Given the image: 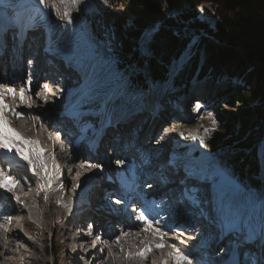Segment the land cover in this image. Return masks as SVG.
Instances as JSON below:
<instances>
[{
  "label": "trees",
  "instance_id": "16d2710c",
  "mask_svg": "<svg viewBox=\"0 0 264 264\" xmlns=\"http://www.w3.org/2000/svg\"><path fill=\"white\" fill-rule=\"evenodd\" d=\"M137 1L141 8L128 5L133 20L123 27L111 23L118 13L103 10L102 0H82L79 10H71L70 24L82 32L77 45L91 46L93 61L106 56L122 68L132 65L130 88L141 92L150 81L170 79L171 66L196 36L194 59L174 79V94L184 93L196 68L209 82L228 85L215 96L223 100L226 95L229 107H243L238 119L233 117L239 127L220 143L200 134L203 149L213 153L219 144H236L237 156L223 159L222 171L250 193H262L257 157L264 143V0ZM207 7V17L198 18Z\"/></svg>",
  "mask_w": 264,
  "mask_h": 264
},
{
  "label": "rangeland",
  "instance_id": "374dc122",
  "mask_svg": "<svg viewBox=\"0 0 264 264\" xmlns=\"http://www.w3.org/2000/svg\"><path fill=\"white\" fill-rule=\"evenodd\" d=\"M30 1V0H28ZM35 1V0H34ZM31 3V1H30ZM49 3H55V0H49ZM32 5L35 4L31 3ZM128 5H134L135 7L141 8L142 3H140L137 0H109V3L107 5L104 4L103 10L108 11L113 9L114 12L116 11L118 14L115 16V18H112L110 21L111 23H118L119 25L123 26V27H127L129 24H131L133 17L130 14V10H128ZM40 6V5H39ZM0 7L4 8L5 11V15L8 11H12V7H14L13 5V0H4V4ZM43 5H41V9H42ZM57 7H59V5L57 4ZM87 7H91L88 6ZM96 7L98 9L101 8V6L99 4H96ZM75 8H72L71 10H74ZM43 12L45 14H47V23L48 25H50L51 23H53V29L52 30H47L46 33H51L52 35V39H53V44L54 45H59V46H64L65 44L69 43V45L71 47H77V37H80L82 34L81 31H79V29L77 27H75L74 25L66 22L65 20H60L56 15H55V10L54 9H45L43 7ZM208 11L209 7L206 8V10H202L201 11V15L198 16V18L203 19L204 17H207L208 15ZM15 15V12H13V16ZM45 19V15L41 18L39 16L36 17V21ZM12 32H10L11 34ZM40 33V32H39ZM5 39H7V37H5ZM196 36L195 38H193V42L196 40ZM69 41V42H68ZM197 41V40H196ZM191 42V41H190ZM189 42V43H190ZM185 44V50L183 52V54L181 55L179 61L175 64H173L170 68V74H171V80L172 77L176 76L177 71L178 70H183V68H185L191 61H193L194 59V51H195V47L194 44L189 47L190 44ZM5 48V46H4ZM89 48H91V46H89ZM7 51V50H6ZM84 51L88 52V48L84 49ZM99 51L102 52V50L99 49ZM8 53V52H7ZM11 53V52H10ZM0 56H3L2 54H0ZM129 58H131L132 56H128ZM109 63V62H108ZM117 61L115 60L114 63H110L109 65H106L104 70L101 73L105 74L106 71V67H109V69L111 71H115ZM104 65V64H103ZM133 66H126L124 69L118 70V72L115 71V74L118 76L123 75L124 80L125 79H129L130 72H131V68ZM122 70L125 72L123 73ZM104 76V75H103ZM120 76V78H122ZM97 79H99V74L96 76ZM117 78V79H118ZM93 81H97L96 78L92 79ZM123 79H118V81H121ZM124 80L120 82V84L124 83ZM45 81V80H44ZM91 82L89 85L92 87V85L94 84V82ZM171 82V81H170ZM43 86L44 84H46V82L42 83ZM238 84H240V87H243V83H240V81H238ZM88 85V84H87ZM128 84L122 85L121 86V90L119 91V95L116 97V104L115 102H113L114 104H112L113 108L111 107V110H106L107 114H112L111 116L114 117L116 111H125V115L127 116V113H131L132 110L135 111V109L132 108H136L138 106L144 105L142 102H145L148 105H151V103L154 102V99H157L158 97L162 96L163 100H165L166 102V112L167 110L171 113L172 111V106L175 103L176 104V110H175V106H173V112L178 113L176 115V117H174V119H176L175 123H172L170 125V129L169 127H165L164 124L165 122H163L164 124H160L159 125V131L156 134V138L159 137V139L157 140H153L152 138V143L149 140V137H152V135H148L147 136L144 134L142 136L143 138V144L146 143V141H148V145H152L157 147L158 149L161 148L162 152H161V157H165L166 156H173L176 153L180 154V155H187L188 153H193V152H199V154L202 156L200 158V160L195 161V163H193V165H195L196 163L198 164V162L202 161L203 163H207L208 161H213L214 160V170L220 169L222 170L221 167V161L223 159H227L228 156H230L231 158L236 157V152L237 150V145L236 144H232V145H226V146H222L221 144L217 145L220 148L216 151L211 153L210 156H207L206 154L204 155V152H201V150L203 151V145L205 143V138L204 136L200 135V134H204L206 135L207 138L212 139V142L214 141V143H220L223 142L222 138L224 137V139L229 136V134L234 133L235 130L238 129V124L237 122L234 120L233 117L237 118L239 117V114L241 112V109H243V107L237 103V105H235L234 108L227 106L226 104H224V102L229 101V98H227V96L225 95L223 100H220L218 97H216V93L224 91V88H227L228 85L225 84H213L211 83V81L209 82L208 79H206L204 76H202V73H200V71L198 70V68H196V70L194 71V74L191 76L190 81L187 84V88H188V95L187 97L184 95V97H180L178 100H176V102L173 99L174 98V93L173 91H171L172 87H169L170 84L167 82L165 85H162L160 82H153L150 81L147 83L146 89L145 91H141V92H135L134 89L130 88V83L128 86H126ZM120 86V85H119ZM118 86V87H119ZM40 88V86H39ZM185 89V88H184ZM83 91H89L88 87L86 86ZM115 93V90L111 93L112 95ZM210 94L212 95L211 98V102H205L200 104V108L199 110H197V107L194 106V103H198V102H202V100H207L206 98H208V96H210ZM101 94H98L97 96H100ZM214 97V98H213ZM110 98H112L110 96ZM145 98H148L147 100H145ZM113 99V98H112ZM111 99V100H112ZM138 99V100H136ZM145 100V101H144ZM98 99H95V95H92V97H87L85 100H82V103L91 107L93 106V104L95 105H100L98 102ZM31 100L28 101V103H30ZM27 104V103H26ZM7 105H9V107H13L16 108V110L18 111V107L19 104H15L14 99L10 100L7 102ZM21 106V105H20ZM23 106H25L23 104ZM110 106V102L109 105ZM169 106H171V108L169 109ZM27 107V106H26ZM68 107H71L74 110H77L76 107H73V104H69ZM127 108H130L132 110H126ZM222 109V110H221ZM137 110V109H136ZM182 110V111H180ZM24 111V110H23ZM114 112V114H113ZM139 112V111H138ZM133 113V111H132ZM209 113L212 114V116H209ZM9 114V112L7 113V115ZM135 114V113H133ZM172 114V113H171ZM9 117V116H8ZM7 117V118H8ZM139 118V116H137L136 118L133 119V121L135 122L137 119ZM144 116H140V119L143 120ZM12 119V117H10V120ZM13 120V119H12ZM15 120V118H14ZM13 122H11V125H16ZM164 120V119H163ZM150 121V120H148ZM104 122V121H103ZM215 122V123H214ZM21 125L25 126V120L20 119L19 122ZM167 123L169 124V122L167 121ZM134 124V123H133ZM133 124L130 126L131 128L133 127ZM150 122H147V126H149ZM87 125L95 127L94 124H91V122H89ZM162 125V126H161ZM109 126V125H107ZM136 126V125H135ZM142 126V123H141ZM164 126V127H163ZM97 127V126H96ZM163 127V128H162ZM17 128V127H16ZM20 128L18 126V132L22 133V136L25 138L26 137V133L25 130L23 132L20 131ZM162 128V129H161ZM91 127H88V131L91 132ZM143 131V130H142ZM115 132H112L111 135L115 136ZM212 134H216L217 136L214 137V135ZM87 139H89L87 142H91L94 138L93 132H92V137H91V133L88 134L87 133ZM142 135V134H141ZM160 135V136H158ZM212 135V136H210ZM91 139H90V138ZM186 137L189 138L190 140H186ZM30 140H35L34 136H30V137H26ZM33 138V139H32ZM154 136V139H156ZM146 140V141H145ZM55 139L53 138L52 140V144L54 143ZM41 144L43 143L42 141H39ZM221 145V146H220ZM164 146V147H163ZM143 149V155L144 157H148L146 163H148L150 161V164H152L153 166V162H155L156 160V156L153 154H150L148 152H150L151 150H147L145 151ZM64 152V151H63ZM201 152V153H200ZM264 143L261 145V147L258 148V162L260 164V172L261 174L259 175V179L261 182L264 183ZM31 154V153H30ZM33 155V159L35 160V155ZM55 155V160L58 159V157L56 155L58 154H54ZM52 154L45 156L44 155V160L45 162L48 164H51L50 161H52ZM61 156V155H60ZM64 158V156H63ZM62 159V158H61ZM159 160V159H158ZM18 161V160H17ZM24 163L27 164L26 161H24ZM144 164V163H143ZM27 166V165H26ZM157 167V166H156ZM208 167V166H207ZM150 169V168H149ZM50 170V169H49ZM89 170H86L84 168H80L79 172L76 173V176L78 175H95L96 173H90L88 172ZM36 172L40 177H44V175L40 174V171H38V169L36 168ZM51 172V170H50ZM214 173V171H212ZM211 171H209L208 175L212 174ZM146 175H148V173H146ZM54 177V174L51 175V186H48V180H44L43 183H41V181L38 182L39 188L37 189V191H35L36 193H39L40 196H38V198H32V192L33 189H26L25 194L22 193L23 189H20V193H22V196H28V197H24L23 202H19V206L24 209L22 210V214L23 217L26 219H31L35 222V224L32 223V225H30L29 229L32 233V236L27 237L29 240V243L26 241H23V238H19V236H23L22 233L18 232V235L14 234V232H12L8 238L5 240L4 236L5 235H1V241H3V244H9V242L16 246V249L13 248V246H5L4 245L2 247H0V264H74V262H72V251L67 248L68 246L71 245V243H66L67 238L69 237L67 236H63L64 235V231L62 229H60L61 227L59 225H66V227H70V225L72 224L71 222L73 220H71L69 223L66 222V217L69 216L73 210V208H76L79 206L78 202H80L82 199L84 200V202H87L88 200H86V196H85V192H87L90 187L88 185L89 182H86V179L83 178L82 183L85 184H75L76 187L74 190L70 191V193H66V196H64L65 191L63 190L62 193H58V192H53L52 190L54 189V185H56L55 183H57V178ZM79 181V180H78ZM227 191L225 193L223 186H224V182L220 184V188L218 189V194L219 192L222 190L223 194H221L222 196L225 195L223 203H225L228 206V202L233 201L234 203H237L239 206L241 205L240 203H242V201L244 200V198L246 196H244V194L246 195H250L252 193H250L248 190L240 188L239 187L242 185L240 184L236 179H227ZM83 185V186H82ZM43 186V187H42ZM44 187H46L48 190H44V193L40 190L43 189ZM232 188V190H231ZM263 188H264V184H263ZM226 190V189H225ZM240 190V191H239ZM91 194V193H90ZM45 195H47L48 199L47 201L45 200ZM219 195V196H221ZM255 195V194H254ZM253 195V196H254ZM35 196V195H34ZM87 196L89 199L95 200L93 197V195H89L87 193ZM253 196H249V197H253ZM261 196V194L259 195ZM30 197V198H29ZM26 200V201H25ZM249 201H252V198H249ZM220 204V206L222 207V209L225 211L228 207L226 206L224 208V204ZM257 203L256 205V210L255 212L258 213L260 210H262V212L264 213V189L262 191V196L261 198H258L257 201L255 202ZM249 204V203H248ZM81 205V204H80ZM230 206H232L230 204ZM68 213V215H67ZM225 214V213H224ZM231 214L236 215V210L235 208H229L227 209V213L226 216L231 217ZM84 216V214L80 215V212L77 215V219H80ZM69 224V225H68ZM15 226V225H14ZM14 226H12V228H14ZM1 228V226H0ZM165 231H167L166 229H164ZM176 231H180V230H176ZM137 233H139V235H137ZM180 233H182L181 235H186L184 232L180 231ZM172 234V235H171ZM13 235V237H12ZM143 236L144 233H140V231L135 232V234H133L132 239L134 240V238H138V236ZM149 235V234H148ZM147 236H143L142 239L141 237L139 238V240H150L152 239L149 238ZM178 233H171L169 234L168 238H171L173 240L177 239V237L181 238ZM230 238H233V235H230ZM5 241H4V240ZM173 240H169V243H175V241ZM172 241V242H171ZM20 247V248H19ZM141 247H144V244L141 245ZM140 247V248H141ZM166 248L168 250H170L167 246ZM70 250L71 256H69V259L64 260L63 257L66 253L67 250ZM139 249V246H137L136 250L134 252H137ZM154 249L153 248L148 255H151L153 253V255H155V259L157 261L160 260V256H162V253L160 254H155L154 253ZM163 249H157L159 250H164ZM19 250H23L24 253H21ZM166 250V249H165ZM166 250V253H168L169 251ZM168 251V252H167ZM171 251V250H170ZM134 257L137 258V260H139V257H137L135 255V253L133 254ZM160 257V258H159ZM118 260H117V259ZM159 259V260H158ZM78 260V259H77ZM114 260H116L117 264H133V262L129 261L127 259V257L124 256V252H117L115 251L114 253ZM79 261V260H78ZM119 262V263H118ZM116 263H109V264H116Z\"/></svg>",
  "mask_w": 264,
  "mask_h": 264
},
{
  "label": "snow or ice",
  "instance_id": "6c2138e0",
  "mask_svg": "<svg viewBox=\"0 0 264 264\" xmlns=\"http://www.w3.org/2000/svg\"><path fill=\"white\" fill-rule=\"evenodd\" d=\"M81 2L82 0H55V3H49V0H35V4L31 8V12L33 14L25 19L24 12L22 10H25L26 0H13L14 7H12V11H8L6 15L4 8L0 7V23L6 24V27L4 29L5 31L9 29H18L20 35H25L28 28L34 25L36 17L39 16L42 18L45 15L39 5H43L45 9H54L55 15L60 20H65L68 23H71V9L76 8L77 10H79ZM102 2L103 4L107 5L109 3V0H102ZM3 4L4 0H0V6H2ZM57 4L59 5V7H57ZM13 12H15L14 16ZM44 87L47 88L48 86L45 85ZM29 90L30 89L25 86H21L19 88L18 95L21 103L25 101V92ZM8 94H11L13 97L17 95V93L12 88H9L6 84L0 83V149L6 150V152L8 153H11L13 152V150H15V154L18 155L20 159L27 162V166L30 167L31 171L34 174H37L36 168L38 165L49 177H51L53 172L57 174L60 173L61 169L56 163L54 154L52 155L53 167L52 171L50 172L49 167L43 158V149L38 147L39 142L36 140L24 138L15 128L10 126V122L6 119L5 113L11 112L14 117L18 118L22 115V112L17 111L16 108L9 107V105L5 103V97ZM36 95L40 96L41 94L36 93ZM41 98L44 99V97ZM27 99L31 100V96L27 97ZM196 107L197 110H199L200 105L197 104ZM209 116H212V114L209 113ZM36 119H38V117H33V120ZM32 154L35 155V160L33 159ZM116 163L118 165H121L123 164V161L117 160ZM89 167L99 168L100 165H89ZM18 185V180H14L11 176L5 174L3 171H0V189L12 192ZM48 186H51L50 178L48 180ZM63 187L64 185L62 183L61 188ZM149 187H151V185H149ZM16 199L17 201L20 200L18 196L16 197ZM47 199L48 197L47 195H45V200L47 201ZM116 203H120V201L117 200ZM8 219L11 220V217H9ZM137 219L143 222L142 231L144 233L151 234L152 237V239L150 240L142 241L144 247L141 248L137 253H135L137 257H139L142 261L147 260L148 253L152 250L153 247L156 249H163L167 246L169 249H171V251H169L166 256L162 255L159 261L153 259L151 261V264H169V261H171L172 264H193V258L190 253L185 254V251H182L179 247H177L175 243L168 242L167 238L169 236V231H172L171 228H169L168 231L163 230L161 228L160 220L155 218L149 219V217L146 216L143 211H141ZM4 231L7 232L8 229L5 228ZM222 231L237 234L243 233L240 225L236 223L222 225ZM127 235L128 233H122V236ZM137 235H139V233H137ZM258 239L264 242V217H262L261 219L260 229L258 232L255 230H250L246 233H243L242 241H235L236 247L233 248L230 264H248V257L246 255H243L239 251L240 244L255 243V241ZM120 240L121 236H117L114 242L118 246H120V251L123 252L124 248L122 245H120ZM105 244L107 245V241H105ZM262 247H264V243H262ZM109 251H111L110 246ZM132 256L133 254L131 252L127 253L128 259H131ZM242 256L243 258H241ZM196 264H200V261L197 260ZM253 264H256V262L253 261Z\"/></svg>",
  "mask_w": 264,
  "mask_h": 264
},
{
  "label": "bare ground",
  "instance_id": "6f19581e",
  "mask_svg": "<svg viewBox=\"0 0 264 264\" xmlns=\"http://www.w3.org/2000/svg\"><path fill=\"white\" fill-rule=\"evenodd\" d=\"M31 1V3H34L35 1L34 0H30ZM30 1H28V0H26V3H25V10H22L23 12H24V18L26 19L28 16H30V15H32L33 13L31 12V8L34 6V5H32L31 3H30ZM28 30H29V28H28ZM39 33V32H38ZM37 37H40V35H37ZM36 37V38H37ZM41 38H43V36L41 35ZM36 40H38V39H36ZM44 47V45L42 46V48ZM45 59H41L40 58V61H44ZM99 69V68H98ZM28 70H31L29 67H25V72H27ZM64 71L61 69V71H59V75L60 74H62ZM121 76V75H120ZM120 76H119V78L118 79H120ZM122 77V76H121ZM93 79V78H92ZM90 80L89 82H88V85H87V87H88V90L89 91H91V89L94 87V85L96 84V82L95 81H93V80ZM52 80H55L54 78H52ZM51 80V81H52ZM16 81H19V80H16ZM46 81V80H45ZM45 81H44V83H45ZM94 82V84L92 85V87L89 85L91 82ZM125 84H127L125 81H124V83H123V85H125ZM83 90V89H82ZM121 90V89H120ZM119 90V91H120ZM89 91H86V92H89ZM44 92H45V90H44ZM54 92V91H53ZM61 93H63V94H65L66 92L63 90V91H60ZM85 92V91H84ZM17 93V102L15 103L16 105L17 104H19V106H16V107H20V105H23V103L24 104H26V102H23V103H21V101H20V99H19V95H18V93L19 92H16ZM60 93V94H61ZM81 93V92H80ZM115 94V93H114ZM112 95L111 94V97L114 99V97H115V95ZM25 95H26V93H25ZM118 95H119V93H118ZM117 95V96H118ZM163 97L162 96H160V97H158L157 99H154V102L153 103H151V105H148L147 103H146V101L145 100H147L148 98H145V102H142L143 104H144V107H145V110L143 111V116H144V118H143V120H142V126H141V128H142V130L143 131H141V134H140V136L142 137L144 134L145 135H147V133L149 134V133H151V135H152V137H153V140H157V139H159V137H157L156 138V134L158 133V131H159V125L162 123V120H163V115H162V112L164 113V109H165V107H166V102H165V100H163L162 99ZM136 100H138V99H136ZM8 101H10L9 100V96L8 95H6V97H5V103L7 104V102ZM114 104V103H113ZM155 107H160L159 108V110H158V112L156 113V114H158V116L159 117H157V118H155L154 120H152V116H148V111L150 110V109H153V108H155ZM24 110V109H23ZM138 111H133V113H137ZM7 113L8 112H6L5 113V115H7ZM133 113L131 112V113H127V114H129V115H132L133 116ZM113 114H114V112H113ZM178 113H174V116H176ZM112 118H113V116H112ZM136 118V117H135ZM6 119H8L7 117H6ZM148 120H150V121H148ZM9 121V120H8ZM10 122V121H9ZM147 122H150V124H149V126H147ZM86 123V122H85ZM83 125H84V123H83ZM10 126L11 127H13V128H15L17 131H18V125L16 124L15 126L14 125H11V122H10ZM17 127V128H16ZM20 127V126H19ZM24 128H20V131L21 132H23L24 130H25V126H23ZM170 127V126H169ZM86 133H88V134H90V132L88 131V127L87 128H84L83 129ZM122 132H123V130H122ZM20 133V132H19ZM25 135H26V137H30V136H34V138H35V140L36 141H42L43 140V143L41 144L40 142H39V144H38V147L39 148H41V149H43V152H44V155L45 154H47V153H49V150L50 149H52V150H50V151H53L54 152V154L56 153V154H58V155H56L57 157L59 156V155H61V154H63L64 152H61V150H60V148L58 147V146H56V145H54V143L52 144V140H53V135L51 134V133H47L46 131H44V130H41V131H39V132H34V131H31V130H25ZM21 135H22V133H20ZM88 135H86V137H87ZM154 136H155V138L156 139H154ZM158 136H160V135H158ZM85 137V139H87ZM90 138V137H89ZM143 141V140H142ZM142 144H143V142H142ZM164 147V146H163ZM126 149L128 150V151H131V148H130V145H128L127 147H126ZM145 151H147V150H151L150 152H148L149 153V155L150 154H153V155H155L156 156V160H155V162H153V164L155 165V166H157L155 169H156V171L158 172L159 170H161L160 171V173H164V174H166V175H171L172 176V178H174V176H173V173L172 172H174V168H170V166L168 165V164H165V162H162L161 161V159L162 158H160L161 157V152H162V150H161V148L160 149H158L157 147H155V146H150V147H144L143 148ZM143 149H141V151H139L138 152V161H140V163H141V165L143 166V170H142V173H143V176L144 177H147V175H146V173H148V171H150L153 167H152V164H150V161L148 162V163H146V161H147V159H148V157H144V155H143ZM1 153L2 154H0V168L1 167H3V168H6V166H9L10 168H12V169H16V170H19V171H21V165L18 163V161H17V159H11L13 156L15 157L16 155H15V152H11V153H8V152H6V150H2L1 149ZM14 151V150H13ZM144 151V152H145ZM50 155V154H49ZM53 155V154H52ZM52 157V156H51ZM61 158H62V160H63V156H61ZM66 157H64V159H65ZM165 158V157H164ZM5 159V160H4ZM52 159V158H51ZM56 159V158H55ZM58 159L60 160V157H58ZM57 159V160H58ZM159 159V160H158ZM66 160V159H65ZM65 160H63L64 162H66ZM6 161V162H5ZM78 161V160H77ZM161 161V164L159 163ZM50 163L52 164L53 163V161H50ZM144 163V164H143ZM163 163V164H162ZM203 162L201 161L200 162V164H202ZM15 165H18L19 167H15ZM61 167V166H60ZM22 168H24V167H22ZM150 168V169H149ZM206 169H207V166H206ZM24 170H26V168L24 169ZM28 170H29V168H28ZM30 171V170H29ZM200 171H202V172H204V165H203V167L200 169ZM24 172H26V171H24ZM90 172H92V171H90ZM94 172V171H93ZM92 172V173H93ZM31 173V172H30ZM76 172L74 171L72 174H75ZM158 174H159V172H158ZM26 176V175H25ZM55 177V176H54ZM83 178H85L86 179V175H77V176H75L74 177V179H72V181L70 182L71 184H72V189H75V187L74 186H76L75 184H78V183H80V184H83L82 183V181L81 180H83ZM56 179V178H55ZM79 180V181H78ZM57 182H58V179H57ZM86 182V181H85ZM221 183H223V182H221ZM220 183V184H221ZM31 185V184H30ZM220 188V186H218V189ZM31 189H33V185H31V188H30V190ZM217 189V194H218V190ZM26 189H23V191H22V193L23 194H25V191ZM8 192V191H7ZM12 192H14V194H17V196L18 195H20L21 197V199L24 197V195L22 196V193H20V189H18V186H17V189H15V191H12ZM9 193V192H8ZM221 194H223V191L221 190L220 192H219V194L218 195H221ZM40 196V195H39ZM25 197H28V196H25ZM25 197H24V199H25ZM15 200V203H13V202H11V204H14V207L17 205V199L16 198H14ZM26 201V200H25ZM230 206V205H229ZM17 208V207H16ZM77 208V207H76ZM79 208V207H78ZM13 210L11 209V211L10 212H12ZM18 212V211H17ZM218 212H222V208H220L219 207V209H218ZM8 213V212H7ZM7 216H11V217H14V216H16L17 217V221H18V224L17 225H19V223H21L20 221H22V219H23V214L21 213V212H18V213H14L13 212V214L12 213H9V214H7ZM94 216V218H96L97 217V215H93ZM73 219H75V217H71L69 220H66V222L67 223H69L70 222V220H73ZM179 220H181V221H179ZM177 221H179L180 223H181V226H188V224H189V220L188 219H186V218H182L180 215H178V216H176V219H174V222H177ZM0 226H1V228H0V238H1V235H3V232H4V229L6 228H9V226L7 225V224H5L4 222H0ZM61 228L60 229H62L65 233H64V235L63 236H67L68 235V233H69V229H68V227H66V225H59ZM182 227V228H183ZM199 226H197V227H195L194 225H191L190 226V235L191 236H194V234L195 233H197V232H199ZM18 227H16V225L14 226V228H9V230H10V233L9 234H4L5 236H4V239L6 240L7 239V241H8V238L9 237H11V236H9L12 232H14L13 233V235L16 233L17 235H18ZM26 231V230H25ZM76 232H78V231H76ZM80 232V231H79ZM26 233L28 234V232L26 231ZM81 233V232H80ZM15 234V235H16ZM23 234V233H22ZM25 235V234H23V236H19V238L21 237V238H23V241H26V242H28L29 243V240H28V238L27 237H29L28 235H30V234H28V235ZM13 235H12V237H13ZM148 234H146V236H147ZM172 235V234H171ZM144 236V235H143ZM143 236H138V238H136V239H134V240H132V239H129V238H122L121 237V240H120V245H122L123 246V248H124V256L125 257H127V253H129V252H131L132 254H134V253H137L141 248H143V247H141V245H143V243H142V241H144V239L143 240H139V238L141 237V239H142V237ZM148 237L149 238H151V236L150 235H148ZM84 238H87V235L85 234V237ZM3 239V240H4ZM167 239H170V238H167ZM4 240V241H5ZM192 241V240H191ZM172 242V241H171ZM66 243H70V240H67L66 241ZM85 244V243H84ZM4 245V247L5 246H7V247H11V246H13V248H15L16 249V246H14L13 244H12V242L10 243L9 242V244H3V241H1V239H0V247H2ZM87 245V247L88 248H90V245L89 244H86ZM108 246V243H107V245L105 244V242H101L100 244H99V247H101V248H103L104 250H101L99 247V250H97L96 251V253L94 252V254H99V259H96V256H95V259H96V261H99V264H102L103 262H101L100 260H103V254H101V253H104L103 251H105V250H107V253H108V255L110 256V255H113L112 257H111V260H114V253H115V251H117L114 247H112L113 245H109L110 246V249H111V251H109V246ZM137 246H139V249H138V251L137 252H134L135 250H136V248H137ZM118 247H120V246H118ZM141 247V248H140ZM20 248V247H19ZM154 248V247H153ZM152 248V249H153ZM165 249L166 250H168L166 247H165ZM159 250L158 251V253H157V251H156V249H154V253L155 254H161L162 253V255L163 256H166L167 255V253H166V250ZM180 249L182 250V251H184L185 249L184 248H182V247H180ZM171 250V249H170ZM170 250H168V251H170ZM192 250H194L193 248H191V249H189L188 251L190 252V251H192ZM196 250V249H195ZM21 253H26V252H23V250L21 251V250H19ZM167 251V252H168ZM254 251V250H253ZM87 252V253H86ZM100 252V253H99ZM117 252H121V251H117ZM255 252V251H254ZM84 253H86V255H83V257L81 256V259H83V262H84V264H90V261H89V256H91L90 254H91V250L90 249H88V250H86ZM88 255V256H87ZM69 256H71V253H70V250L68 249L67 251H66V253H65V255H64V257H63V259L64 260H66V262H67V260L69 259ZM155 255H153V253L151 254V255H148V259L147 260H144V261H142L140 258H139V260H137V258L136 257H134V255L132 256V258L131 259H128L129 261H131V262H133V264H151V261L153 260V259H155ZM161 257V256H160ZM159 257V258H160ZM117 259V258H116ZM118 260V259H117ZM159 260V259H158ZM110 262H108V263H105V264H109ZM119 263V262H118ZM74 264H78L77 262H75L74 261ZM117 264V263H116ZM129 264V263H128ZM169 264H172V262L171 261H169Z\"/></svg>",
  "mask_w": 264,
  "mask_h": 264
}]
</instances>
